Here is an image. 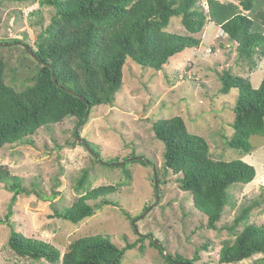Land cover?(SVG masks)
I'll use <instances>...</instances> for the list:
<instances>
[{
  "label": "rangeland",
  "instance_id": "374dc122",
  "mask_svg": "<svg viewBox=\"0 0 264 264\" xmlns=\"http://www.w3.org/2000/svg\"><path fill=\"white\" fill-rule=\"evenodd\" d=\"M39 1L0 0V55L6 63L4 80L17 90L28 84L24 79L37 70L23 43L34 47L37 34L54 12L51 6L40 5ZM218 1L238 3L237 0ZM200 2L208 13L207 0ZM247 15L256 22V14ZM166 30L187 34L179 16L171 18ZM193 36L199 38L200 44L170 57L160 70L127 58L114 102L94 106L88 121L77 128L80 138L91 142L104 162H97L95 154L76 140L74 117L40 127L29 137L30 143L6 144L0 148V165L20 177L22 186L34 191L18 195L14 202L10 221L16 231L53 244L61 255L74 239L100 233L119 247L127 242L135 243L125 251L121 264H170L164 258L166 254H180L188 259L196 254L198 259L194 264H226L218 261L219 250L224 242L234 239V234L225 228H206V215L193 206L191 195L180 189L178 175L162 167L163 145L154 137L151 125L159 118L174 115L184 119L189 132L206 139L212 158H241L255 168L250 182L230 187L233 205L223 208L217 225H230L241 208L254 200L261 204L251 210L248 222L264 224V136L249 138L252 150L248 154L227 146L226 140L233 133L231 123L238 89L231 88L224 94L220 92L219 80V75L228 70L248 77L252 86L258 87L260 83L255 85L254 78L260 82L264 78V56L255 57V67L250 71L245 60L237 61L235 47L212 18ZM131 154L152 161L157 177L153 165L131 159L126 164L130 173L127 179L120 165ZM107 161L114 165H106ZM84 168L88 170L85 187L114 185L116 190L109 198L118 204L104 205L77 223L51 217L52 208L61 210L77 199L79 192L74 186ZM43 195L49 199L43 200ZM10 198L11 192L0 184V264H51L45 259L31 260L16 255L7 246L9 227L1 220ZM241 228L239 225L238 229ZM152 238L162 243V253L150 243ZM203 244L207 247L201 248ZM197 248L200 249L196 253ZM230 264H264V255L255 254Z\"/></svg>",
  "mask_w": 264,
  "mask_h": 264
},
{
  "label": "trees",
  "instance_id": "16d2710c",
  "mask_svg": "<svg viewBox=\"0 0 264 264\" xmlns=\"http://www.w3.org/2000/svg\"><path fill=\"white\" fill-rule=\"evenodd\" d=\"M237 1L238 4L207 0V13L200 0H40V5L51 6L54 12L49 23L37 34L34 47L23 43L24 51L34 54L35 58H31L37 65V70L24 79L29 83L20 90L6 84V63L0 55V148L6 144L30 143L29 137L37 129L66 117H74L78 128L88 121L94 106L114 102L127 58L141 66L160 70L170 57L200 44L193 34L201 32L211 18L235 47L237 61L245 60L251 71L256 64L255 57L264 56V26L257 25V21L241 12V9L251 10L255 0ZM173 16L180 17L187 34L166 30ZM219 80L220 92L224 94L231 88L238 89L231 123L233 133L226 144L248 154L252 150L249 138L264 136V78L254 88L248 77L224 70ZM87 104L90 108L85 116ZM151 128L154 137L163 145L164 171L171 170L178 175L176 181L180 189L188 192L193 206L206 215V228H225L234 234L232 241L221 246L218 261L238 263L255 254L264 255V224L248 222L251 210L260 206V201L243 206L230 225H217L223 208L233 205L230 187L250 182L255 176L254 166L241 158H212L206 139L189 132L180 115L159 118ZM79 133L78 130L77 135ZM80 144L95 154L97 162H104L100 161L91 142L81 138ZM134 156L124 158L126 162L120 165L127 179L130 173L126 164L131 159L153 165L157 177L158 171L152 161L136 160ZM105 164L114 165L112 161ZM87 178L88 170L84 168L74 186L79 192L77 199L61 210L52 208L51 217L77 223L104 205L118 204L109 198L116 190L114 185L87 188ZM0 184L11 192L1 222L9 227L7 246L16 255L31 260L45 259L51 264H121L125 251L135 246L134 242H127L119 247L108 236L97 233L74 239L61 255L53 244L16 231L10 221L17 196L34 191L22 186L21 178L11 174L4 165H0ZM42 199L48 200L49 196L43 195ZM150 243L161 253L164 251L163 246L158 247L152 240ZM206 247L203 244L201 248ZM164 258L170 264H194L198 255L188 259L180 254H166Z\"/></svg>",
  "mask_w": 264,
  "mask_h": 264
},
{
  "label": "crops",
  "instance_id": "0c3cea01",
  "mask_svg": "<svg viewBox=\"0 0 264 264\" xmlns=\"http://www.w3.org/2000/svg\"><path fill=\"white\" fill-rule=\"evenodd\" d=\"M228 1H230V0H228ZM241 12L244 13V14H246V15L250 13L252 16L254 14H256L257 15V19L256 18L255 19H256L258 25L261 26V27L264 26V0H255L254 7L251 10H243V9H241ZM250 18H252V17H250ZM260 18H263L262 19L263 22H261V19ZM263 34H264V27H263ZM250 75H251V73L249 74V77H250ZM254 81H256V84L255 85H257L258 83H260V81L259 80H256L255 78H254Z\"/></svg>",
  "mask_w": 264,
  "mask_h": 264
},
{
  "label": "water",
  "instance_id": "95a60500",
  "mask_svg": "<svg viewBox=\"0 0 264 264\" xmlns=\"http://www.w3.org/2000/svg\"><path fill=\"white\" fill-rule=\"evenodd\" d=\"M2 44H6V43H2ZM30 52V55L33 57V58H35V56H34V54L31 52V51H29ZM52 77H53V81H54V83L55 84H57V81H56V79H55V76H54V74L52 73ZM89 108H90V105L89 104H87V110H86V113H85V116H87V114H88V112H89ZM85 118V117H84ZM75 132L77 133V129L75 130ZM78 137V140H80V137L79 136H77ZM136 159H143L145 162H148L149 161V159H146V158H142V157H140V156H136L135 157ZM154 186H155V192H156V195H157V197H158V190H157V188H158V183H157V179H156V177H155V179H154ZM150 208V207H149ZM148 210V209H147ZM146 210V211H147ZM145 211V212H146ZM144 212V213H145ZM143 213V214H144ZM142 214V215H143ZM142 215H140V216H142ZM135 220L136 219H134L133 221H132V225H134L135 224ZM152 241H153V243L155 244V245H157L158 247H160V246H162V244H161V242L158 240V239H155V238H152Z\"/></svg>",
  "mask_w": 264,
  "mask_h": 264
},
{
  "label": "clouds",
  "instance_id": "9594fccd",
  "mask_svg": "<svg viewBox=\"0 0 264 264\" xmlns=\"http://www.w3.org/2000/svg\"><path fill=\"white\" fill-rule=\"evenodd\" d=\"M1 44H2V43H1ZM76 129H77V128H76ZM76 129H75V130H76ZM77 132H78V129H77ZM75 133H76V132H75ZM76 135H77V133H76ZM77 136L80 137V135H77ZM77 140H78V137H77ZM80 140H81V138H80ZM155 191H156V190H155Z\"/></svg>",
  "mask_w": 264,
  "mask_h": 264
}]
</instances>
